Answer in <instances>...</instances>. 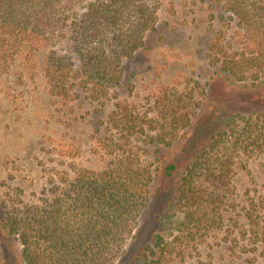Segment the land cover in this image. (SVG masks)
Instances as JSON below:
<instances>
[{
  "label": "trees",
  "instance_id": "obj_1",
  "mask_svg": "<svg viewBox=\"0 0 264 264\" xmlns=\"http://www.w3.org/2000/svg\"><path fill=\"white\" fill-rule=\"evenodd\" d=\"M214 1L221 6L224 27L210 43V65L236 81L264 86V0ZM159 4L160 0H0V60H13L26 47L41 48L67 36L69 52L51 45L44 59L50 94L62 102L82 93L92 101L105 100L124 84V61L133 58L145 46L147 33L156 30ZM228 31L241 52L230 51ZM198 89L203 98L206 89ZM170 102L172 106L159 108V119L139 118L126 108L114 114L108 132L115 129L121 140L113 146L108 138L102 142L105 149H122L124 141L137 134L149 144L170 147L190 126L198 105L193 90ZM262 147L263 112L229 118L190 158L182 174L175 205L182 214L178 238L169 242L156 235L144 248L142 264H170L177 242H202L222 230L224 209H233L221 192L228 185V159L241 148L250 154ZM137 153L123 151L101 172L51 179L35 203L3 202V229L20 241L25 263L114 264L150 202L154 177L160 169L168 176L176 169L174 164H141ZM233 211L235 229L225 231L231 247L241 240L246 247H264V193L249 197L241 210Z\"/></svg>",
  "mask_w": 264,
  "mask_h": 264
},
{
  "label": "rangeland",
  "instance_id": "obj_2",
  "mask_svg": "<svg viewBox=\"0 0 264 264\" xmlns=\"http://www.w3.org/2000/svg\"><path fill=\"white\" fill-rule=\"evenodd\" d=\"M221 13L214 0H160L156 30L147 33L145 46L124 61V84L105 100L92 101L82 93L62 102L50 94L44 59L51 45L68 53L67 36L41 48L26 47L13 60H0V264H26L20 241L3 229V202L35 203L51 179L104 171L123 151L138 152L141 164H174L176 169L171 176L160 169L154 177L150 202L114 264H142L144 248L158 234L169 242L178 238L182 214L175 205L190 158L229 118L264 113V86L236 81L210 65V43L224 27ZM227 41L231 52H241L231 31ZM198 87L206 89L203 98ZM191 90L198 105L190 126L170 147L149 144L137 134L125 140L122 149H105L102 142L108 138L113 146L121 140L115 129L108 132L114 114L126 108L139 118L159 119V108L172 106L170 100ZM228 166V185L221 192L233 209H224L222 230L202 242H177L170 264H264L263 246L246 247L241 240L231 247L225 239V231L235 229L231 212L241 210L249 197L264 193V147L250 154L241 148L228 159Z\"/></svg>",
  "mask_w": 264,
  "mask_h": 264
}]
</instances>
